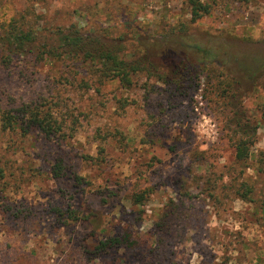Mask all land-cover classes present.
Listing matches in <instances>:
<instances>
[{
	"label": "rangeland",
	"instance_id": "rangeland-1",
	"mask_svg": "<svg viewBox=\"0 0 264 264\" xmlns=\"http://www.w3.org/2000/svg\"><path fill=\"white\" fill-rule=\"evenodd\" d=\"M202 2L208 13L190 23L186 0H0V34L15 19L39 44L73 24L124 33L155 65L168 47L180 59L123 84L91 60L35 50L6 65L0 49V116L27 103L61 125L46 135L0 122V264H264V81L253 73L264 0ZM227 40L242 84L230 103L215 87L219 59L178 74L201 61L195 44ZM237 120L252 140L243 160ZM110 237L120 243L97 250Z\"/></svg>",
	"mask_w": 264,
	"mask_h": 264
},
{
	"label": "trees",
	"instance_id": "trees-1",
	"mask_svg": "<svg viewBox=\"0 0 264 264\" xmlns=\"http://www.w3.org/2000/svg\"><path fill=\"white\" fill-rule=\"evenodd\" d=\"M186 2L190 8V23L195 22L203 14L208 13V5L202 0H186ZM2 29L0 49L3 57L1 61L6 65L10 64L11 58L36 50V55L41 59L73 58L80 61L91 60L92 62H98L102 72H111L112 75L119 78L120 82L128 84L130 83L129 74L133 71H146L162 78L160 73H165L161 69L162 67L167 66L166 64L168 63L175 68L180 61L179 55L168 47L166 53H161V57L159 56L163 64L155 65L151 62L147 50L142 46L140 48L137 47V50H135L136 42L128 38L124 33L108 39L104 35L84 32L79 26L72 24L65 28L58 27L54 30H49L48 34L43 36L39 44H37L36 34L31 30L20 28L15 19L3 24ZM184 29L186 28H179L178 32L181 33ZM228 40L211 41V49L195 44L202 55L201 61L198 65L188 62V68L181 70L178 74L181 75L182 79H189L190 70H193L198 75L201 70L205 71V69L213 68L214 59H219V65L216 68L219 69L222 78L216 75L217 80L214 83L220 97L230 103V101L240 97L238 92L242 84L239 80L240 74L232 72L235 66L230 65L229 57L230 54H236L237 52H229L232 46L227 43ZM246 47L249 48L250 45ZM220 49L223 50L222 55L219 54ZM247 51H249L247 54L251 58L255 57L250 50ZM210 58L213 60H210ZM234 58L236 61L232 63H238L237 65L242 63L239 61L241 60L239 56ZM221 60L225 62L224 65ZM243 64L250 68L253 66V69L256 67L253 62L252 64L251 62ZM227 69L230 73L227 72ZM253 73L257 76L258 81H264V65L256 67ZM15 111L16 113L3 111L0 116L2 128L34 127L46 135L56 133L61 128L60 123L52 116L51 112L41 110L37 105L31 106V104L25 103L16 108ZM20 121L23 124H20ZM236 123L244 134L234 143L235 156L237 160H243L248 155L249 145L252 140L248 138L250 134L248 133V128H245L247 127L246 124H242L243 122L239 120ZM52 172L57 176L60 174L59 168H56V166L52 167ZM119 243V238L110 237L105 241H100L97 250L103 251L109 246Z\"/></svg>",
	"mask_w": 264,
	"mask_h": 264
}]
</instances>
